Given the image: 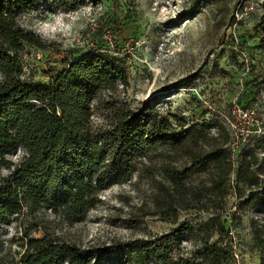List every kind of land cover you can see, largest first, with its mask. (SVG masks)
Masks as SVG:
<instances>
[{
    "label": "rangeland",
    "instance_id": "374dc122",
    "mask_svg": "<svg viewBox=\"0 0 264 264\" xmlns=\"http://www.w3.org/2000/svg\"><path fill=\"white\" fill-rule=\"evenodd\" d=\"M19 22L45 44L23 42L17 51L26 82H47L73 59L96 51L126 68L128 85L118 83L93 101L94 126L107 122V107L113 104L169 116L178 130L215 123L218 109L235 104L253 106L261 121L254 148L260 184L254 190L236 180L241 154L235 150L226 193L217 192L209 171L195 172L186 180L192 207L176 206L164 168L187 166L189 155L156 145L137 161L129 181L100 192L84 219L70 223L51 211L36 214L49 231L101 247L153 239L188 221L194 235L182 240L177 253L193 257L200 239L209 237L224 248L229 264H260L255 231L264 233V212L251 194L264 189V0H86L77 10L41 0ZM209 131L215 136L218 128ZM211 142L203 140L200 150ZM22 154L18 149L9 157L18 160ZM164 191L170 204L163 201ZM32 217L1 226L0 264H17L24 226L35 237L44 233Z\"/></svg>",
    "mask_w": 264,
    "mask_h": 264
},
{
    "label": "trees",
    "instance_id": "16d2710c",
    "mask_svg": "<svg viewBox=\"0 0 264 264\" xmlns=\"http://www.w3.org/2000/svg\"><path fill=\"white\" fill-rule=\"evenodd\" d=\"M40 1L0 0V228L34 215V227H42L44 232L35 237L30 226H24V249L17 264H229L224 248L210 242L209 237L200 239L193 257L176 252L185 237L194 235L188 221L153 239L135 238L95 247L59 238L36 215L51 211L70 223L84 219L100 192L129 181L137 161L156 145L189 155L187 166L164 168L176 192L173 202L181 208L192 207L187 204L193 198L186 180L193 173L209 171L217 192L226 193L234 170L233 150L220 114H216L215 123L178 130L169 116L113 104L107 107V122L94 126L93 101L118 83H129L126 68L102 51L73 59L47 82H26L17 51L23 42L40 47L45 44L34 31L23 28L19 18L37 8ZM48 1L65 10H77L86 0ZM213 126L218 133L210 136ZM257 138L260 135H254L239 150L236 176L237 182L252 188L260 184L254 170ZM209 139L210 147L200 150V143ZM18 149L23 154L13 160L9 154ZM3 169L7 173L2 174ZM162 194L164 203L170 204L165 191ZM251 195L264 212V189ZM261 231L256 229L255 239L260 264H264ZM2 247L0 240V250Z\"/></svg>",
    "mask_w": 264,
    "mask_h": 264
},
{
    "label": "built area",
    "instance_id": "2783aa9c",
    "mask_svg": "<svg viewBox=\"0 0 264 264\" xmlns=\"http://www.w3.org/2000/svg\"><path fill=\"white\" fill-rule=\"evenodd\" d=\"M219 114L228 132V144L233 151L246 146L261 129L259 113L253 106L235 104L228 109L219 110Z\"/></svg>",
    "mask_w": 264,
    "mask_h": 264
}]
</instances>
